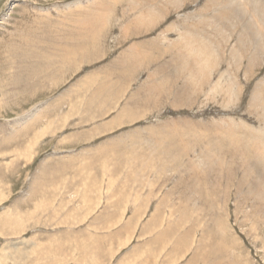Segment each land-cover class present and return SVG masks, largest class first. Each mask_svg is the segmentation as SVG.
<instances>
[{"label":"rangeland","instance_id":"1","mask_svg":"<svg viewBox=\"0 0 264 264\" xmlns=\"http://www.w3.org/2000/svg\"><path fill=\"white\" fill-rule=\"evenodd\" d=\"M175 1L0 0V264H264V22Z\"/></svg>","mask_w":264,"mask_h":264},{"label":"bare ground","instance_id":"2","mask_svg":"<svg viewBox=\"0 0 264 264\" xmlns=\"http://www.w3.org/2000/svg\"><path fill=\"white\" fill-rule=\"evenodd\" d=\"M169 1V0H168ZM172 1V0H171ZM178 2H179V0H177ZM217 1V2H216ZM166 2V1H165ZM174 2H176L175 0H174ZM215 2L216 3H218L217 5H218V9L220 10V12H222V11H224V15L222 14V13H220V15L222 14L223 16H219V14H218V17H216V18H218L219 20L222 18V17H224V19L225 18H227V19H230V20H234V22H235V20H236V22L235 23H237L236 25H238V24H242L241 25V29H242V31H243V33H241V35H243V34H245V36H247V38H249V41H248V43H247V45L245 44V42L243 41V39L240 37L239 38V44H242L243 45V47L245 48V45L246 46H248L249 44H252V42L251 41H255V39L257 38V35L259 34V31L260 30H258L257 28H256V26L259 28V26L260 25H258V24H263V22H264V0H244V2L243 1H241V2H243V5L241 4V2H240V0H224V1H222V2H220L219 0H215ZM130 3V2H129ZM219 3H220V5H219ZM162 4V3H161ZM244 4H246L247 6H248V8H246L245 6L246 5H244ZM214 5H215V3H214ZM212 6H213V3H212ZM216 7V6H215ZM152 8V7H151ZM162 8V7H161ZM222 8H223V10H222ZM130 9V8H129ZM164 9V8H163ZM205 9V8H204ZM161 10V9H160ZM167 10V9H166ZM206 10V9H205ZM217 11V10H216ZM208 12V11H207ZM218 12V11H217ZM166 13V12H165ZM216 13V12H215ZM148 14V13H147ZM201 15V14H200ZM151 16V15H150ZM247 18H246V17ZM142 17V16H141ZM215 18V19H216ZM145 19V18H144ZM159 19V18H158ZM157 19V20H158ZM205 19V18H204ZM211 19H213V18H211ZM227 19H225V20H227ZM206 20H209V19H206ZM214 20V19H213ZM212 20V21H213ZM219 20H214L215 22L216 21H219ZM222 20V19H221ZM243 20V22H241ZM246 20V21H245ZM155 21V20H154ZM152 22V21H151ZM214 22V23H215ZM225 22H228V21H225ZM202 23V22H201ZM210 23V22H209ZM230 23V22H229ZM232 23V22H231ZM203 24V23H202ZM213 24V23H212ZM218 24V23H217ZM224 24V23H223ZM222 24V26H223V29L225 28L224 26L225 25H223ZM196 25V24H195ZM201 25V24H200ZM204 25V24H203ZM202 25V26H203ZM210 25H211V23H210ZM219 25V24H218ZM217 25V26H218ZM233 25V24H232ZM235 25V24H234ZM221 26V25H220ZM222 26L220 27V28H222ZM230 26V25H229ZM229 26H227V28L229 27ZM263 26H264V24H263ZM131 27V26H130ZM198 27V26H197ZM233 27V26H232ZM206 28V27H205ZM218 28V27H217ZM220 28L218 29V30H216V31H213V33H215V34H219L220 32H221V30H220ZM233 28H235V27H233ZM232 28V29H233ZM264 28V27H263ZM262 28V29H263ZM95 29V28H94ZM197 29V28H196ZM203 29H204V27H203ZM202 29V30H203ZM214 29V28H213ZM259 29H261V26H260V28ZM261 29V30H262ZM240 30V29H239ZM96 31V30H95ZM132 31V30H131ZM195 31V30H194ZM229 31V30H228ZM133 32V31H132ZM188 32V31H187ZM198 32V31H197ZM262 32H264V29L262 30ZM127 33V32H126ZM190 33V32H189ZM192 33V32H191ZM194 34H196V31H195V33ZM208 34V33H207ZM214 34V35H215ZM222 34V33H221ZM201 35V34H200ZM202 35H203V37H202ZM202 35H201V38L202 39H204L203 41H208L207 42V44H208V46H213V44L211 43V41H210V39H208V36L206 35V34H203L202 33ZM205 35V36H204ZM244 36V35H243ZM261 36V35H260ZM260 36H258V37H260ZM87 37V36H86ZM197 37V36H196ZM195 37V38H196ZM227 37V36H226ZM263 37V36H262ZM217 38V37H216ZM87 39V38H86ZM215 41V40H214ZM257 41H258V38H257ZM257 41H256V43H257ZM206 42H204V43H206ZM213 42V41H212ZM247 42V41H246ZM82 43V42H81ZM203 43V44H204ZM209 43H211V44H209ZM226 43V42H225ZM254 43V42H253ZM202 44V43H201ZM215 44V43H214ZM260 44V43H259ZM259 44H257V46H256V44L254 43V44H252V45H254V47L256 46V48L255 49H259ZM96 45V44H95ZM172 45V44H171ZM188 45H191V44H189L188 43ZM237 45V44H236ZM261 45V44H260ZM73 46V45H72ZM77 46V45H76ZM136 46V45H135ZM205 46V45H204ZM207 46V47H208ZM238 46V45H237ZM250 46V45H249ZM201 47V46H200ZM79 48V47H78ZM219 48V47H218ZM237 48V47H236ZM239 48V47H238ZM247 48V47H246ZM249 48H252L251 46L249 47ZM77 49V48H76ZM161 49V48H160ZM206 49V48H205ZM211 49H212V47H211ZM215 49V48H214ZM242 49V48H241ZM261 49V48H260ZM196 50H198V48L196 49ZM235 50V49H234ZM256 50V51H257ZM236 51V50H235ZM234 51V52H235ZM239 50H237V52H238ZM253 51H254V48H253ZM160 52V51H159ZM178 52V51H177ZM182 52V51H181ZM180 52V53H181ZM240 52V51H239ZM129 53V52H128ZM164 53V52H163ZM179 53V54H180ZM205 53V52H204ZM241 53V52H240ZM135 54V53H134ZM178 54V55H179ZM250 54V53H249ZM255 54H256V52H255ZM206 55V54H205ZM221 55V54H220ZM257 55V54H256ZM201 56V55H200ZM68 57V56H67ZM140 57H142V56H140ZM145 57V56H144ZM256 57V56H255ZM258 57V56H257ZM66 58V57H65ZM70 58V57H69ZM218 59V58H217ZM243 59V58H242ZM256 59V58H255ZM148 60V59H147ZM84 61V60H83ZM253 61H254V59H253ZM251 62V61H250ZM141 63V62H140ZM195 63V62H194ZM56 64V63H55ZM72 64V63H71ZM132 64V63H131ZM176 65V64H175ZM141 66V65H140ZM198 66H200V65H198ZM143 67V66H142ZM65 68V67H64ZM214 69V68H213ZM208 79V78H207ZM123 80V79H122ZM152 80V79H151ZM176 80V79H175ZM163 81V80H162ZM76 83V82H75ZM87 86V85H86ZM79 87V86H78ZM237 87V86H236ZM79 88H81V87H79ZM151 91V90H150ZM74 92V91H73ZM229 93V92H228ZM72 94V93H71ZM77 94V93H76ZM146 95V94H145ZM256 96H257V93L255 94ZM66 96V95H65ZM72 96V95H71ZM255 98V97H254ZM263 99V98H262ZM175 101V100H174ZM99 102V101H98ZM257 104V106H258V104H260V102L258 101V103H256ZM255 104V105H256ZM262 109L264 110V105H263V107H262ZM262 113H264V112H262ZM262 117H264V114L262 115ZM252 129H254V128H252ZM253 132V131H252ZM251 132V133H252ZM250 133V134H251ZM256 134V133H255ZM257 134H259V133H257ZM249 136V135H248ZM253 136V135H252ZM257 136V135H256ZM259 136V135H258ZM257 136V137H258ZM254 138H256V137H254ZM259 138V137H258ZM257 140H259V139H257ZM262 141V140H261ZM262 144H264L263 142H261ZM234 144V143H233ZM213 145V144H212ZM247 148V147H246ZM211 150V149H210ZM243 150V149H242ZM263 153V152H262ZM255 154V153H254ZM236 155V154H235ZM245 155V154H244ZM249 155V154H248ZM245 158V157H244ZM256 158V157H255ZM260 158L262 159V156H260ZM247 159V158H246ZM249 159V158H248ZM254 159V158H253ZM243 160V159H242ZM245 161V160H244ZM247 161V160H246ZM254 161V160H253ZM257 161L258 162H260V164H261V161L260 160H258L257 159ZM251 162V161H250ZM211 163V162H210ZM258 164V163H257ZM259 165V164H258ZM254 166H255V164H254ZM254 168V167H253ZM252 168H250V170H251ZM256 169V168H255ZM254 172H256V171H254ZM252 173V172H250V173H252V174H255V173ZM248 173H249V171H248ZM247 173V174H248ZM249 173V174H250ZM262 173V172H261ZM248 174V175H249ZM246 175V174H245ZM247 176V175H246ZM252 176V175H251ZM250 176V177H251ZM249 177V176H248ZM244 181V180H243ZM247 181V180H246ZM259 181H262V180H259ZM254 183V182H253ZM263 183V182H262ZM253 185V184H252ZM255 185V184H254ZM259 185V184H258ZM257 187V186H256ZM258 187H260V186H258ZM262 188H263V186H262ZM254 189V188H253ZM258 189V188H257ZM256 189V190H257ZM254 191V190H253ZM260 193V192H259ZM218 194V193H217ZM262 194V193H261ZM261 197V196H260ZM263 198V197H262ZM262 198L260 199V200H262ZM126 199V198H125ZM264 199V198H263ZM133 212V211H132ZM186 212V211H185ZM152 214V213H151ZM182 217V216H181ZM151 218V221L150 222H153L154 221V223H156L157 222V220L156 219H152V218H154V216H152V217H150ZM156 218V217H155ZM144 221V220H143ZM165 222V221H164ZM162 223V220H161V222H160V224ZM159 224V225H160ZM175 226H177L176 224L175 225H168L167 226V224L165 225V229H164V233H166V231L168 230V229H172V228H174ZM151 227V226H150ZM182 232V231H181ZM164 233H161L160 234V236H163L164 235ZM183 233V232H182ZM181 233V234H182ZM209 235H210V238H212V239H214V236H215V231L213 230V229H211V232L209 233ZM160 236H157V237H160ZM184 236H186V235H183L182 236V238L184 239ZM181 238V236L180 237H178L177 239H176V241H177V245L176 246H178V244H179V246L181 245V243H183V239ZM209 238V239H210ZM211 240V239H210ZM175 241V242H176ZM184 244V243H183ZM175 247V246H174Z\"/></svg>","mask_w":264,"mask_h":264}]
</instances>
